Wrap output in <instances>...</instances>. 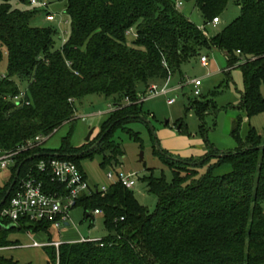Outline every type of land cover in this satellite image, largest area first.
<instances>
[{
  "label": "trees",
  "instance_id": "obj_1",
  "mask_svg": "<svg viewBox=\"0 0 264 264\" xmlns=\"http://www.w3.org/2000/svg\"><path fill=\"white\" fill-rule=\"evenodd\" d=\"M65 1L71 34L61 48L55 49L58 30L30 24L41 7L32 6L31 0H0V58L3 49L8 56V72L0 77V149H15L38 135L50 137L63 124L75 120L76 101L87 95L112 98L114 110L102 122L96 138L82 146L73 145L69 133L57 149L41 145L22 153L9 179L0 185V202L21 163L20 176L39 159L57 157L56 153L62 155L59 158L75 162L82 172L79 160L95 153L104 156V167L119 165L123 152L114 140L115 133L121 129L135 135L129 123L142 120L141 116L150 120L144 102H138L148 93V87L152 83L163 85L182 74L186 62L213 49L225 55L226 74L233 68L242 71L244 91L239 106L246 116L264 112V0H237L241 15L213 35L190 20L174 0ZM195 1L208 24L220 18L230 0ZM131 29L136 36L130 42ZM24 82L29 104L14 101ZM205 97L203 94L190 103L201 118L204 136L203 116L217 108L214 98ZM241 122L240 117L232 131L237 143L233 151L218 149L205 136L207 152L201 159L165 158L174 179L167 183L150 177L151 187L159 194L154 213L120 181L111 183L106 191L82 195L77 205L86 207V218L92 216L88 208L93 212L99 209L107 235L101 241L63 242L59 249L51 246L53 261L264 264V147L258 148L264 145V134L251 126L243 138ZM179 123V131H186L184 122ZM135 137L139 138L137 134ZM100 139L94 150L83 153ZM167 153L163 150V156ZM31 155L34 157L29 159ZM0 222L12 224L9 230L31 232L47 231L52 226L26 220L16 225L1 217ZM10 245L15 244L9 240L7 230L2 233L0 247ZM0 264L18 263L0 256Z\"/></svg>",
  "mask_w": 264,
  "mask_h": 264
},
{
  "label": "rangeland",
  "instance_id": "obj_2",
  "mask_svg": "<svg viewBox=\"0 0 264 264\" xmlns=\"http://www.w3.org/2000/svg\"><path fill=\"white\" fill-rule=\"evenodd\" d=\"M180 10L196 25L206 27L209 35H213L230 24L241 15V6L237 0H230L226 10L220 16L217 25L207 24L195 0L185 1ZM54 16L48 20V15ZM30 24L34 27L54 26L58 30L55 37L54 48L59 49L71 34V22L66 13L65 0H51L47 8H40L39 12L32 18ZM135 30L131 29L128 40L135 38ZM209 55V65H202L200 58L191 59L182 66V74L173 76L167 84L168 94L163 93L164 85H158V93H147V99L143 103L144 110L151 115L150 124L145 120L135 119L129 123V127L139 138L132 133L117 130L114 140L121 144L123 155L119 158V165H108L104 167V156L95 153L91 157H83L79 160L80 166L85 173L91 187L109 186L112 182L108 179L109 171L114 173L125 172L136 176V184L133 187L137 201L146 207L150 213H154L159 205V194L150 185V177L164 179L172 183L174 173L171 166L166 162L167 156L177 159H201L205 152V136L222 151H233L237 143L233 138L232 131L238 118H242L240 134L243 138L248 134L251 126H254L260 134H264V112L248 118L240 108L239 102L244 91V78L240 68L231 69L226 74L227 67L225 55L218 49L205 52ZM8 72V56L3 49L0 58V77ZM196 78L203 80V93L205 98H214L217 108L209 110L204 116L206 135L200 128L201 118L195 107L190 103L195 98L192 93L193 86L190 82ZM151 84V85H152ZM27 83H21L25 90ZM150 87V86H149ZM148 87V88H149ZM264 96V86H262ZM216 91L215 95L211 92ZM175 98L169 103V98ZM76 117L73 122L65 123L58 128L43 146L48 149H57L62 140L69 133L72 134L71 142L75 146H82L92 129L90 140H94L100 131L102 122L108 113L113 111V100L100 94H90L76 101ZM178 121L184 122L186 131L181 132L177 128ZM154 130H153V129ZM156 137L162 150L167 151L166 156L158 151ZM89 140V141H90ZM97 142V141H96ZM95 142V143H96ZM94 143V144H95ZM93 144V145H94ZM205 167L200 169L203 173ZM10 172L0 174V185L10 177ZM92 216L86 218V207L81 203L70 211V225L57 228L51 226L47 231L31 232L23 229L8 230V238L12 246L1 248L0 256L13 258L18 264H56L53 261L51 246H31L34 241L46 242L48 240L69 242L82 237L103 238L107 235L105 222L101 214H94L93 209L88 208ZM1 234V233H0ZM2 235L0 236V239ZM18 244V245H17Z\"/></svg>",
  "mask_w": 264,
  "mask_h": 264
},
{
  "label": "built area",
  "instance_id": "obj_3",
  "mask_svg": "<svg viewBox=\"0 0 264 264\" xmlns=\"http://www.w3.org/2000/svg\"><path fill=\"white\" fill-rule=\"evenodd\" d=\"M51 0H31L32 6L46 8ZM177 8H181L183 0H174ZM48 20H53L54 16L49 14ZM220 22L219 17H215L212 24L217 25ZM201 29L207 33L206 27ZM202 65H209V55L202 54L200 56ZM169 78L163 85V93L168 94L167 84ZM203 79L196 78L190 82L193 86L192 93L200 97L203 93ZM158 85L152 84L149 87V93L157 94ZM147 95V94H146ZM142 95L138 102H144L147 97ZM17 103L29 104L26 99V90L20 91L14 97ZM175 98H169L168 102L173 103ZM114 110V107H113ZM48 137L38 135L34 139L29 140L15 149H0V174L11 172L16 166L18 157L22 153L32 151L43 145ZM108 179L114 183L120 181L128 189H133L136 184V176L125 172L114 173L109 171ZM55 184V185H54ZM108 186L91 187L84 173L79 166L68 159L59 157L41 158L34 164L30 165L24 173L17 179L12 194L6 201L4 207L0 211L1 218H7L12 223L18 225L21 220L27 223H50L52 226L61 228L70 225V211L77 205V201L84 194H92L94 192L106 191ZM99 209L94 210V214H100ZM79 241H101V238L82 237ZM61 241H34L32 246H55L59 249Z\"/></svg>",
  "mask_w": 264,
  "mask_h": 264
},
{
  "label": "water",
  "instance_id": "obj_4",
  "mask_svg": "<svg viewBox=\"0 0 264 264\" xmlns=\"http://www.w3.org/2000/svg\"><path fill=\"white\" fill-rule=\"evenodd\" d=\"M140 118H141L142 120H145L148 124H150V120H149V119L145 118L144 116H141ZM180 127H181V124H179L177 128L180 129ZM152 129H153V128H152ZM153 130H154V129H153ZM93 132H94V129H92V130L90 131V133H89V135H88V137H87V141L90 140V137H91V135H92ZM100 141H101V139L98 140L94 145H92L88 150H86V151L83 152V153L90 152V151L94 150V149L98 146V144L100 143ZM156 145H157L158 150H160V151L163 153V150H162V148H161L160 143H159L158 140H156ZM263 147H264V145H261V146H259L258 148H263ZM83 153H82V154H83ZM50 155H53V154H50ZM35 156H39V154H36ZM55 156L60 157V156H62V155L56 153ZM215 156H216V157H224V156H226V155H225V154H217V155H215ZM33 157H34V156L31 155V156L29 157V159H32ZM167 157H169V158H171V159H174V160H177V161L180 160V159H177V158H174V157H170V156H167ZM189 164H191V165H197V164H200V162H195V163L190 162ZM22 165H23V163H21V165L17 168L16 173H15V176H14V179H13V181H12V183H11V185H10L8 191H7V193H6L5 196L2 198V200H1V202H0V206H2L3 204H5L6 201H7V199H8V197L10 196V194H11V192H12V190H13V188H14L16 182H17V179H18V177H19V175H20V170H21V166H22ZM67 225H68V224H67ZM12 226H13L12 224H11V225H5L4 223L0 222V232H2V231H7V230H9Z\"/></svg>",
  "mask_w": 264,
  "mask_h": 264
},
{
  "label": "crops",
  "instance_id": "obj_5",
  "mask_svg": "<svg viewBox=\"0 0 264 264\" xmlns=\"http://www.w3.org/2000/svg\"><path fill=\"white\" fill-rule=\"evenodd\" d=\"M179 124H181V123H179ZM178 124V125H179ZM206 153V152H205ZM4 231H2V232H0L1 234H0V236L2 235V233H3ZM80 239H78V240H72V241H69V242H73V241H79ZM16 245V244H15ZM18 245V244H17ZM10 246H12V245H10ZM32 246V245H31ZM8 247V246H7ZM1 248H4V247H0V250H1ZM6 257V256H5ZM7 258H11V257H7Z\"/></svg>",
  "mask_w": 264,
  "mask_h": 264
}]
</instances>
